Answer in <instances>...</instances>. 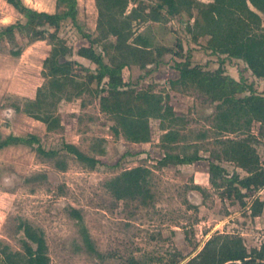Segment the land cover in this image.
Segmentation results:
<instances>
[{"label": "rangeland", "instance_id": "1", "mask_svg": "<svg viewBox=\"0 0 264 264\" xmlns=\"http://www.w3.org/2000/svg\"><path fill=\"white\" fill-rule=\"evenodd\" d=\"M23 2L38 11L57 10L56 0ZM198 2L207 0H187L176 14L164 4L162 21L133 23L134 30L148 34L155 47L169 50L144 68L123 69L129 88L161 94L172 107L174 115L165 120L149 119L148 142L129 139L116 117L101 109L102 93L95 81L80 97H72L73 89H67L69 100L57 106L61 126L56 130L47 131L42 122L17 111L25 98H33L36 88L46 83L42 62L51 46L17 31L12 39L0 38V144L10 135L33 134L45 150L57 151L54 156L41 155L35 142L0 147V242L22 250L26 242L22 226L28 223L42 230L49 264H185L216 234L241 236L249 251L261 246L264 204L259 214L254 212L255 201L264 202V187L242 189L241 197H231L221 178L218 186L212 184L209 164L223 167L228 176H246L235 162L221 156L222 141L245 139L256 150L264 170V122L219 130L220 101L193 84L178 82L175 64L188 60L204 71L221 67L248 87L237 97L250 92L264 95V79L255 77L244 60L210 52L209 37L197 35ZM159 3L131 0L128 10ZM97 18L94 0H77L76 21L63 19L57 30L71 49L67 58L81 65L76 74L85 82L88 77L83 67L95 73L97 66L76 55L80 47L91 46L109 62ZM17 22L24 23L25 18L0 0V29ZM252 29L253 34L264 33V24ZM15 50H20L18 56L11 54ZM67 144L98 163L91 167L79 160L66 150ZM165 155L199 160L162 164ZM138 166L150 170L148 197L119 199L105 188L109 179ZM72 209L81 214V221L71 214ZM83 230L92 249L83 239Z\"/></svg>", "mask_w": 264, "mask_h": 264}, {"label": "trees", "instance_id": "2", "mask_svg": "<svg viewBox=\"0 0 264 264\" xmlns=\"http://www.w3.org/2000/svg\"><path fill=\"white\" fill-rule=\"evenodd\" d=\"M24 18L0 29V38H13L14 31L28 36L31 40H46L51 46L49 54L42 62V77L46 83L36 88L33 98H25L17 111L42 122L47 131L61 126L57 106L62 100H69L66 91L71 87L72 97H80L84 88L93 81L99 86L101 109L116 117L125 135L134 142H148L151 118L160 121L174 115L172 107L165 102L163 95L150 91H135L123 78V69L132 65L144 68L154 63L163 53L169 52L164 47H155L151 37L143 31L136 32L133 23H158L163 20L162 8L166 4L170 13H179L180 7L187 0H159V5H137L128 10L131 0H94L98 10L97 30L103 40V50L108 56V63L91 46L80 47L76 51L79 57L90 60L97 66L95 73L88 68V80L78 78L77 67L81 65L70 60L71 53L65 40L59 37L58 27L63 19L70 18L74 23L77 15V0H56V11L48 13L27 6L23 0H5ZM197 35L208 36L207 48L213 54H223L229 58L242 59L251 73L264 79V33L253 34V26L264 24V0H207L197 3ZM18 56L20 50L11 52ZM178 55V54H177ZM82 68V67H81ZM179 72L178 82L193 84L198 90L209 95L218 105V129L249 128L253 121L264 122V95L250 92L237 97L248 88L242 81L224 73L219 67L215 71H204L199 66H191L188 60L175 64ZM37 143V153L54 156L57 151L45 150L36 135L25 137L10 135L0 147L10 143ZM221 156L235 162L247 175L228 176L225 169L217 164H209L212 184L217 185L221 178L229 188V196L239 198L242 189L252 190L264 187V170L260 166L256 150L245 139H226ZM79 160L93 167L97 159L88 157L71 145L64 146ZM192 163L199 160L196 156L173 157L165 155L162 164ZM59 167L63 168V165ZM150 170L138 166L127 169L109 179L105 188L119 199L148 197L146 183ZM218 186V185H217ZM255 214L262 210L264 202L255 201ZM71 214L81 221V214L71 210ZM26 242L22 250H12L0 242V264H49L48 247L42 230L30 224L22 226ZM83 239L89 249L92 245L88 234L82 231ZM264 264V242L259 248L247 249L241 236L216 234L210 237L198 253L185 264Z\"/></svg>", "mask_w": 264, "mask_h": 264}, {"label": "water", "instance_id": "3", "mask_svg": "<svg viewBox=\"0 0 264 264\" xmlns=\"http://www.w3.org/2000/svg\"><path fill=\"white\" fill-rule=\"evenodd\" d=\"M226 264H240V263H237V262H228Z\"/></svg>", "mask_w": 264, "mask_h": 264}]
</instances>
